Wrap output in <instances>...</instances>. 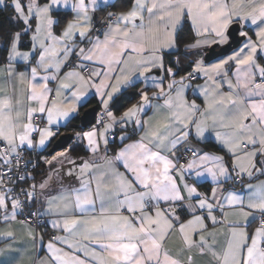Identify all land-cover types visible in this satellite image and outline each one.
Listing matches in <instances>:
<instances>
[{
  "label": "snow or ice",
  "instance_id": "snow-or-ice-1",
  "mask_svg": "<svg viewBox=\"0 0 264 264\" xmlns=\"http://www.w3.org/2000/svg\"><path fill=\"white\" fill-rule=\"evenodd\" d=\"M0 5V264H264V0Z\"/></svg>",
  "mask_w": 264,
  "mask_h": 264
},
{
  "label": "crops",
  "instance_id": "crops-1",
  "mask_svg": "<svg viewBox=\"0 0 264 264\" xmlns=\"http://www.w3.org/2000/svg\"><path fill=\"white\" fill-rule=\"evenodd\" d=\"M41 2H42V0H41ZM119 0H117V4L119 5L118 7H117V9H115V10H121V8H120V5H122V2H119ZM6 3H10V0H6ZM0 6H4V5H0ZM109 10H113V9H109ZM101 14V12L100 11H98L97 12V17L99 16ZM23 43L25 44V45H27L28 43H29V37H24L23 38ZM173 59H175V57H173ZM203 81H200V83H202ZM189 95H191V92L189 91ZM137 99L138 98H135L133 101H131V102H125V104H123L125 107H127V106H130L132 103H136L137 102ZM198 103L200 102V101H197ZM93 105H96V101L95 100H92V102L87 106V107H85L84 109H82L81 110V112H80V116H81V114L83 113V111L85 110V109H87L88 107H91V106H93ZM121 110H123V109H121ZM150 114V113H149ZM79 130V128L78 129H75V130H72V132H74V131H78ZM63 132H70L69 130H67V131H63ZM62 132V133H63ZM71 132V133H72ZM61 134V133H60ZM56 138V137H55ZM55 138L52 140V142L49 144V146H48V148H47V150L45 151V150H43V149H40V148H37L36 150L39 152V159H40V174H39V177H38V181L39 180H41L42 179V177H43V175L48 171V165H46V164H44L43 163V160H42V157L43 156H48L50 153H49V147L52 145V143H53V141L55 140ZM212 145V146H211ZM211 145H206V146H204V145H202V147H205V150H208V151H213V152H218L219 153V149H218V147L216 146V144H214V143H211ZM115 148H116V145L114 146ZM112 145L110 146V148L111 149H115ZM57 151H59V150H57ZM43 154H45V155H43ZM73 155L74 156H76V154H74L73 153ZM88 154L87 153H83V154H81V155H79V156H87ZM260 181H264V176H258L257 178H255V179H253L251 182L252 183H258V182H260ZM247 182V181H246ZM210 187V185H208V184H205V186L203 187V188H201L200 190L201 191H207L208 190V188ZM237 187V190H239V186L237 185L236 186ZM253 227H255V225H253ZM11 228H13L15 231H16V234H17V240H25L26 239V237H25V235H24V233H23V230L21 229V227H20V225L19 224H17V223H15V222H13L12 224H11ZM4 230H8V226H6L2 221H0V231H4ZM42 233H43V244H37L36 246H35V249H30V251H31V253H32V255H31V259L29 260L28 258H26V264H31V260H39V259H44V258H46L47 257V248H46V245H47V243H48V241L49 240H51L52 239V233H55V235H62L63 233H58V232H56L55 230H53V229H51L50 227L49 228H47V229H42ZM3 247H5V242H0V248H3Z\"/></svg>",
  "mask_w": 264,
  "mask_h": 264
},
{
  "label": "trees",
  "instance_id": "trees-1",
  "mask_svg": "<svg viewBox=\"0 0 264 264\" xmlns=\"http://www.w3.org/2000/svg\"><path fill=\"white\" fill-rule=\"evenodd\" d=\"M119 2H122V4L123 3H126L127 2V0H119ZM118 2V3H119ZM10 4V3H9ZM119 6V5H118ZM101 13H103V12H101ZM12 15H14V13L11 11V9L10 8H5L4 6H0V34H2V32L4 31V30H7V29H9V28H11V27H13V25L11 24V22L8 20V17L9 16H12ZM190 36H191V34H189ZM0 43H2V41H0ZM6 55V53H4L3 52V50H2V48H0V60H2L3 59V57ZM135 99V97H133L132 99H128V100H124V101H122V104H125V102L127 101V102H131V101H133ZM124 106V105H123ZM80 126H81V124H80V118L79 119H76V120H73L72 121V123H71V125L68 127V128H62L61 129V131H60V133H62L63 131H67V130H69L70 131V133L72 132V130H75V129H78V128H80ZM64 133V132H63ZM72 134H73V132H72ZM60 135V134H59ZM58 135V136H59ZM58 136L55 138V140L58 138ZM54 140V141H55ZM53 141V142H54ZM53 144V143H52ZM208 145H211V144H208ZM52 146V145H51ZM50 146V147H51ZM113 147L115 146V145H112ZM212 146V145H211ZM50 147H49V149H50ZM115 148V147H114ZM84 152L82 151V150H80V149H77V152L76 153H74V154H76V155H81V154H83ZM41 172L39 171V174H40Z\"/></svg>",
  "mask_w": 264,
  "mask_h": 264
},
{
  "label": "water",
  "instance_id": "water-1",
  "mask_svg": "<svg viewBox=\"0 0 264 264\" xmlns=\"http://www.w3.org/2000/svg\"><path fill=\"white\" fill-rule=\"evenodd\" d=\"M97 105H93L88 107L83 111L80 116V124L84 125L85 127L89 126V122H94L96 113L92 112L91 109L96 108ZM72 133L64 132L61 133L58 138L53 142L52 146L49 149V153H53L54 151L61 150L66 147L71 141L70 137H72Z\"/></svg>",
  "mask_w": 264,
  "mask_h": 264
},
{
  "label": "built area",
  "instance_id": "built-area-1",
  "mask_svg": "<svg viewBox=\"0 0 264 264\" xmlns=\"http://www.w3.org/2000/svg\"><path fill=\"white\" fill-rule=\"evenodd\" d=\"M109 10V9H108ZM106 13L103 12L101 13L98 18H103V16ZM24 158L26 160H32L34 163L39 160V167H37L34 171H32V169L30 168L29 171H32V174L35 176L36 181H38V177H39V171H40V159H39V152L37 150L33 151H28L24 154ZM34 181H29L28 183H33ZM18 187H27V184H20ZM55 233H52V236H54Z\"/></svg>",
  "mask_w": 264,
  "mask_h": 264
},
{
  "label": "rangeland",
  "instance_id": "rangeland-1",
  "mask_svg": "<svg viewBox=\"0 0 264 264\" xmlns=\"http://www.w3.org/2000/svg\"><path fill=\"white\" fill-rule=\"evenodd\" d=\"M62 150V149H61ZM43 155H45V154H43Z\"/></svg>",
  "mask_w": 264,
  "mask_h": 264
}]
</instances>
